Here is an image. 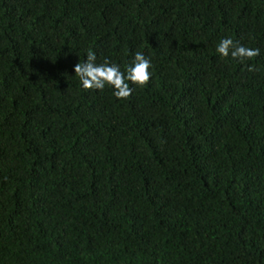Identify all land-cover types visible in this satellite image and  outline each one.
Here are the masks:
<instances>
[{"label": "trees", "instance_id": "trees-1", "mask_svg": "<svg viewBox=\"0 0 264 264\" xmlns=\"http://www.w3.org/2000/svg\"><path fill=\"white\" fill-rule=\"evenodd\" d=\"M0 264H264V0H0Z\"/></svg>", "mask_w": 264, "mask_h": 264}, {"label": "clouds", "instance_id": "clouds-1", "mask_svg": "<svg viewBox=\"0 0 264 264\" xmlns=\"http://www.w3.org/2000/svg\"><path fill=\"white\" fill-rule=\"evenodd\" d=\"M216 52L222 57H231L243 61L258 54V50L246 47L238 40L231 37L221 39L216 45ZM152 61L144 52L137 51L128 67L124 70L121 66L107 57L103 62H97V54L89 49L86 53V60L74 66L75 75L79 77V82L84 89L104 90L106 85L111 86L112 94L117 98L129 97L134 85H145L152 73L150 71Z\"/></svg>", "mask_w": 264, "mask_h": 264}]
</instances>
